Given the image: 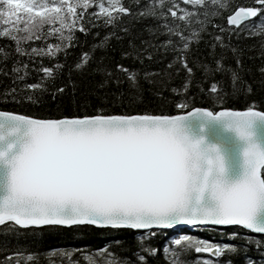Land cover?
<instances>
[{"label": "snow or ice", "instance_id": "obj_1", "mask_svg": "<svg viewBox=\"0 0 264 264\" xmlns=\"http://www.w3.org/2000/svg\"><path fill=\"white\" fill-rule=\"evenodd\" d=\"M183 2L193 8L205 6L204 0ZM254 3L259 7H236L226 17L227 23L241 25L264 11V0ZM211 4L228 7L227 0H211ZM88 6L89 0H0V19L15 16L16 25L23 20L18 29H0V36H10L17 44L16 52L21 54L24 50L20 43L39 40L46 25L49 33L60 32V38L68 40L70 37L62 30L71 31L69 26L77 23L74 17L82 15L77 8ZM94 6L109 24L119 14L132 15L120 0H109L107 7ZM138 15L161 21L157 27L169 37L162 41L163 46L172 47L171 37H176L173 50L177 55L166 67L178 62L191 74L186 54L205 20L196 19L199 28H191L190 24L200 13L177 9L175 0H168L166 10L165 0H149L148 7ZM215 40L219 42L221 37ZM60 47L55 45V49ZM47 48L53 49L48 55H54V46L48 44ZM86 59L83 54L80 64ZM216 64L219 67L220 61ZM115 67L134 82V73L119 64ZM12 71L18 69L13 67ZM41 71L47 75L51 69ZM184 86H188L187 80ZM24 87L33 90L41 85ZM63 90L56 88L53 98ZM210 91H217L215 83ZM27 100L36 102L31 94ZM188 107L176 103L175 108L181 110L178 115L105 114L96 108L94 114L58 118L0 111V225L88 224L149 230L178 223H207L238 225L264 234V111L251 106L240 111L224 107H191L184 111ZM172 245L178 248L163 246L166 257H175L172 264H180L179 255L184 250L213 257L235 251L233 245L210 244L187 235L174 239ZM141 252L155 254L157 249L141 246L136 253L140 264H147ZM95 255L101 258L100 264H128L106 252V248L97 249ZM261 257L264 259V253ZM203 264L216 261L205 259ZM247 264L256 262L248 259Z\"/></svg>", "mask_w": 264, "mask_h": 264}, {"label": "trees", "instance_id": "obj_2", "mask_svg": "<svg viewBox=\"0 0 264 264\" xmlns=\"http://www.w3.org/2000/svg\"><path fill=\"white\" fill-rule=\"evenodd\" d=\"M32 2L39 3V0ZM204 2V7L193 8L183 0H175L177 9L200 13L199 17L192 18L191 28H199L196 19L205 20L204 28L186 54L191 74L178 62L166 67L177 55L173 50L176 37H171L172 47L163 46L162 41L169 37L157 27L161 21L138 15L148 7L149 0H120L132 15L119 14L112 24L94 6L107 7L109 0H89L88 7L77 8L82 15L74 17L77 23L69 26L71 31L62 30L70 39L60 38V32L49 33L46 25L39 40L20 43L23 54L16 52L17 44L10 36H0V110L34 118L94 114L96 108L105 114L176 115L181 110L175 104L183 102L189 106L184 111L191 107L243 110L249 106L264 111V32H261L264 11L235 26L229 25L226 17L236 7L255 5L254 0H227L228 7L223 9L214 7L211 0ZM167 7L168 0H165V10ZM205 12L207 17L203 15ZM15 20V16L0 19V29L23 26V20L20 25ZM168 21L171 22V17ZM53 27L57 25L54 23ZM184 34L188 35L189 31L185 29ZM216 36L221 37L219 42ZM48 44L54 49L57 44L61 47L55 49L54 55H48L53 51L47 48ZM32 48L44 51L33 53ZM83 54L87 59L80 64ZM117 64L134 73V82L125 71L115 67ZM13 67L18 71L14 73ZM43 68L51 69L50 74L41 71ZM145 73L151 75L145 76ZM37 83L40 89L24 87ZM213 83L217 86L215 93L210 91ZM60 87L63 92L55 93L53 98L56 88ZM29 94L35 103L27 100ZM179 231L197 241H219L235 247V251H225L220 257L184 250L179 255L180 264H203L208 256L216 264H247L248 259L264 264L261 257L264 234L251 233L238 225L143 231L88 224L0 225V264H100L101 258L95 253L101 248H106V252L121 262L140 264L136 253L141 246L157 249L155 254L140 253L145 255L147 264H172L175 257H166L163 246L178 248L172 241L181 236L176 237Z\"/></svg>", "mask_w": 264, "mask_h": 264}, {"label": "water", "instance_id": "obj_3", "mask_svg": "<svg viewBox=\"0 0 264 264\" xmlns=\"http://www.w3.org/2000/svg\"><path fill=\"white\" fill-rule=\"evenodd\" d=\"M250 18H252V17H249V18H247L246 20H248V19H250ZM246 20H244V21H246ZM244 21H242L241 23H243ZM0 111H2V110H0ZM257 111H259V110H257ZM262 135H264V133H262ZM181 226V225H184V223H178V224H176V225H174V226ZM204 225H207V226H213L214 224H204ZM214 226H220V227H223V226H232V225H214ZM173 227V226H172ZM152 229H154V228H152ZM161 229H164V228H161ZM165 229H168V228H165ZM248 231H250V230H248ZM251 232V231H250ZM252 233H254V232H252ZM254 234H258V233H254Z\"/></svg>", "mask_w": 264, "mask_h": 264}, {"label": "bare ground", "instance_id": "obj_4", "mask_svg": "<svg viewBox=\"0 0 264 264\" xmlns=\"http://www.w3.org/2000/svg\"><path fill=\"white\" fill-rule=\"evenodd\" d=\"M245 6V5H244ZM256 110V109H255ZM201 226H206V225H204V224H196V225H188V224H184V225H182L181 227H189L190 229H194V228H196V227H201ZM212 227H215L214 225L212 226ZM216 227H218V226H216ZM220 227V226H219ZM151 230H158V229H156V228H154V229H151ZM184 234V233H183Z\"/></svg>", "mask_w": 264, "mask_h": 264}, {"label": "rangeland", "instance_id": "obj_5", "mask_svg": "<svg viewBox=\"0 0 264 264\" xmlns=\"http://www.w3.org/2000/svg\"><path fill=\"white\" fill-rule=\"evenodd\" d=\"M216 227V226H215ZM219 227V226H218ZM218 245H220V244H218ZM208 258V257H207Z\"/></svg>", "mask_w": 264, "mask_h": 264}]
</instances>
